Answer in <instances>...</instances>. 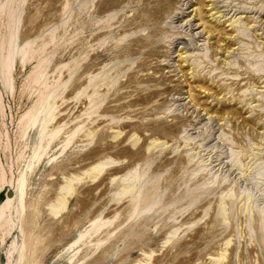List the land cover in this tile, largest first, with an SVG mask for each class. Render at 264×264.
<instances>
[{
    "label": "rangeland",
    "instance_id": "1",
    "mask_svg": "<svg viewBox=\"0 0 264 264\" xmlns=\"http://www.w3.org/2000/svg\"><path fill=\"white\" fill-rule=\"evenodd\" d=\"M7 199L0 264H264V0H0Z\"/></svg>",
    "mask_w": 264,
    "mask_h": 264
},
{
    "label": "bare ground",
    "instance_id": "2",
    "mask_svg": "<svg viewBox=\"0 0 264 264\" xmlns=\"http://www.w3.org/2000/svg\"><path fill=\"white\" fill-rule=\"evenodd\" d=\"M194 11V10H193ZM103 167H105L104 165H102V164H96V165H94V166H92V168H91V171L92 172H97V173H99V172H101V170H103ZM82 178V177H81ZM84 178V177H83ZM88 178V177H87ZM72 180V179H71ZM68 183H69V181H68ZM68 183H66L63 187H61V190L62 191H65V193L66 194H69L70 193V191L72 190V188H71V186H70V183L68 184ZM72 185V184H71ZM19 189H18V191H17V193H16V198H17V202H18V205H19V207H20V209H22L23 208V195H24V191H23V185H19ZM129 190H131V187H124L123 188V191L124 192H127V191H129ZM64 199H65V197L63 198H60L59 199V203H60V208H61V205L64 207V205H63V203L65 204V202H64ZM10 199H7L6 200V202H5V205H3V207H1L0 208V215H2L3 214V211H5L4 209H6L7 208V206H10L9 204H10ZM57 208L56 207H51V211L54 213V214H58V212H56L57 210H56Z\"/></svg>",
    "mask_w": 264,
    "mask_h": 264
}]
</instances>
